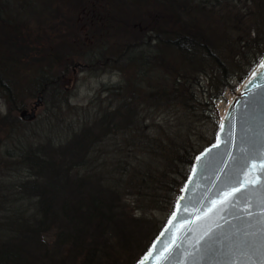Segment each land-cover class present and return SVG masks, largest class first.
I'll use <instances>...</instances> for the list:
<instances>
[{"label":"trees","instance_id":"trees-1","mask_svg":"<svg viewBox=\"0 0 264 264\" xmlns=\"http://www.w3.org/2000/svg\"><path fill=\"white\" fill-rule=\"evenodd\" d=\"M262 53L264 0H0V264L134 262ZM75 67L119 76L73 104ZM36 96L60 113L33 121L42 142L18 114Z\"/></svg>","mask_w":264,"mask_h":264},{"label":"water","instance_id":"water-1","mask_svg":"<svg viewBox=\"0 0 264 264\" xmlns=\"http://www.w3.org/2000/svg\"><path fill=\"white\" fill-rule=\"evenodd\" d=\"M262 64H264V53L233 91L218 120L213 140L194 154L171 211L147 248L132 264H140L141 261L143 264H215L217 258L205 257L202 250L197 251L200 246L196 241L209 229H216L217 224L223 225L227 229L226 220L232 225H238V221L230 216L224 219L215 216V209L207 216H204L203 212L206 211L209 200L215 198L214 193H216L220 181L224 179V172L235 173L239 170V160H233L232 157H239L242 154L238 151L243 147L239 137L244 136L245 129L247 127L253 129L257 145L264 143V67L261 66ZM39 101L40 96H36L32 101V107H35ZM18 114L23 118H30L34 115V110L21 108ZM229 114H231L230 120L227 119ZM221 124L234 125V143L231 147L224 144L227 134L220 131ZM218 136L220 137V147L214 148L213 145L217 144ZM210 149L211 151H209ZM229 152H231L230 156ZM252 164H255V168H252ZM221 168L224 169V172L219 171ZM193 169H195V173H193ZM260 169L261 162L259 160L250 162L248 166L247 179L254 190L264 183V180L257 178L260 175ZM217 176L220 177L219 180L216 179ZM253 180H256L255 185H251ZM182 197L183 199H181ZM251 210L257 214L260 211L255 203ZM173 214H175V219H173ZM197 216L200 219H195ZM183 220H187V223H183ZM173 241H175L174 244ZM170 244H172L171 248L168 247ZM176 245L179 247L176 248ZM173 248L176 249L173 253L174 258L166 261L165 257L172 253Z\"/></svg>","mask_w":264,"mask_h":264},{"label":"snow or ice","instance_id":"snow-or-ice-1","mask_svg":"<svg viewBox=\"0 0 264 264\" xmlns=\"http://www.w3.org/2000/svg\"><path fill=\"white\" fill-rule=\"evenodd\" d=\"M261 66L264 67V64ZM227 119H231V114ZM233 127L232 124H221L220 126V131L227 134L224 144L229 147L234 143ZM254 136L253 129L247 127L244 136L239 137L243 147L238 151L242 154L239 157H232L233 160H239V170L235 173L224 172L223 168L219 170L224 172V179L220 181L217 191L214 193L215 198L209 200L206 211L203 212V215L207 216L215 209V216H219L221 219L230 216L238 221V225H232L226 220L227 229L223 225L217 224L216 229H209L196 241L200 246L197 251L202 250L205 257L217 258L215 264H264V183L254 190L247 179L250 162L259 160L261 169L257 178L264 180V143L257 145ZM213 147H220L219 136L217 144ZM228 155L230 156L231 152ZM252 168H255V164H252ZM193 173H195V169H193ZM216 179L219 180L220 177L217 176ZM255 184L256 180L251 181V185ZM254 203L260 210L259 214L251 210ZM175 218V214H173V219ZM195 219H200V217L197 216ZM182 222L187 223V220ZM172 243L174 244L175 241ZM168 247L171 248L172 244ZM178 247L179 245H176V248ZM175 250L173 248L172 253L165 257L166 261L174 258ZM140 264L143 262L141 261Z\"/></svg>","mask_w":264,"mask_h":264},{"label":"rangeland","instance_id":"rangeland-1","mask_svg":"<svg viewBox=\"0 0 264 264\" xmlns=\"http://www.w3.org/2000/svg\"><path fill=\"white\" fill-rule=\"evenodd\" d=\"M260 56H258V58L252 63V66L259 59ZM247 73L242 74L240 76L238 74L231 75L228 78L227 86H225L223 88L222 92L213 101V108L215 110L214 119L216 121V127L218 124V120H219V118H220V116H221V114H222V112L226 106V103L228 102V100L232 96L233 91L239 86L241 81L245 78ZM118 76H119V74L117 72H114V71H104V72H100V73H88L86 71L79 70L77 67H75V70H73V72H71L70 75H68L66 78H64L61 85H62V87H64L65 91L67 92V98L71 103H73V104H84L90 99V97H92L94 95L95 91L97 90V88L101 84L116 81L118 79ZM204 82H205V80L202 79L201 83H204ZM201 96L204 97L206 95H205V93H202ZM34 99L35 98L30 97L27 100L28 101L27 103H29V104L27 105L26 110H29L30 108H32L34 110V115L31 117L30 120H26V122L23 124V126H24L25 133H28L30 138L33 141L42 142V141H44V138H42V139L41 138H39V139L35 138L36 133H37L36 130H38V129L35 127H34L35 129H33V125H34L33 121L39 120V119L54 120L53 114H57V113H59V111L53 108L52 110H54V111H53V113H51L52 110L50 111V108L48 107V105H45V103H42V102H38L35 105V107H32V101ZM3 109H4V106L2 103V99L0 98V111L3 112ZM13 113L15 115H18L16 111H14ZM63 113H65V111ZM59 115H60V113L57 116H59ZM61 116H62V114H61ZM63 116H65L64 121H66L68 119V114H64ZM59 119L60 118L58 117L57 120H59ZM3 128L4 129H2V131H0V139H1V143H0V181H4V180L6 181L7 179L12 178V176L8 175V172H6L5 160H4L3 155L1 154V153H3V150H4V146H5L4 143L6 141H8L3 136L6 129L8 128V126H4ZM215 130H216V128H215ZM215 130H214V133H215ZM214 133H213V138H214ZM190 166H191V164H190ZM179 190H178V192H179ZM172 206H173V203H172ZM171 209H172V207H171ZM167 215L168 214L167 213L165 214V211H163V210L161 211L160 209H154L153 213H151V217L154 218V220L156 221V225H159L161 222H164ZM162 224H160V227ZM148 228H150V227H148ZM148 245H149V243H148Z\"/></svg>","mask_w":264,"mask_h":264}]
</instances>
